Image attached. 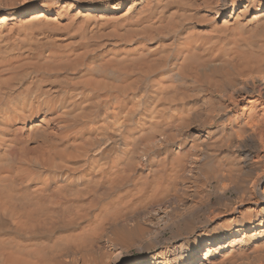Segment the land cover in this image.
Masks as SVG:
<instances>
[{"label": "bare ground", "instance_id": "6f19581e", "mask_svg": "<svg viewBox=\"0 0 264 264\" xmlns=\"http://www.w3.org/2000/svg\"><path fill=\"white\" fill-rule=\"evenodd\" d=\"M0 264H264V0H0Z\"/></svg>", "mask_w": 264, "mask_h": 264}]
</instances>
